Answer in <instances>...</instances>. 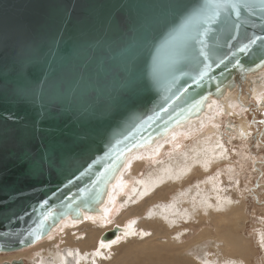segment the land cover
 Returning <instances> with one entry per match:
<instances>
[{
    "label": "water",
    "instance_id": "water-1",
    "mask_svg": "<svg viewBox=\"0 0 264 264\" xmlns=\"http://www.w3.org/2000/svg\"><path fill=\"white\" fill-rule=\"evenodd\" d=\"M206 2L0 0V253L45 239L44 215H71L74 198L90 207L111 183L105 169L196 110L204 92L255 75L261 41L238 48L264 29L246 10L236 30L211 26L206 56L182 54L183 37L166 43Z\"/></svg>",
    "mask_w": 264,
    "mask_h": 264
},
{
    "label": "rangeland",
    "instance_id": "rangeland-1",
    "mask_svg": "<svg viewBox=\"0 0 264 264\" xmlns=\"http://www.w3.org/2000/svg\"><path fill=\"white\" fill-rule=\"evenodd\" d=\"M249 78L250 76L242 80L241 88L233 91L234 103L227 106L226 110L219 111L199 130L188 134L178 133L161 147L155 157L145 154L138 159L123 177V184H117L121 192L116 195H121L113 199L105 222L97 218V221H88L87 225L79 223L54 231L46 240L23 249L27 250V256H31L30 259H24L26 264H264V105L261 104L264 101V91L254 97L253 88L248 83ZM228 127L233 130L229 131ZM211 129H214L212 133L209 132ZM202 139H207L209 147L220 145L221 155L215 153L212 159H208V163L203 161L198 149L199 143L203 146ZM216 143L219 145L216 146ZM185 151L188 157L185 156ZM170 185L173 186L169 187ZM144 188L147 190H143ZM143 191L149 195H145ZM216 208L218 211H215ZM201 212L204 213L203 216ZM192 213L195 216L198 214L195 217L197 221ZM233 213L239 215L238 226L234 230L232 225L229 224L228 227L247 243L250 250L243 259L244 262L238 255L233 257L224 250L225 242L219 239L216 230L215 220L221 215L231 219ZM208 215L210 216L207 217ZM178 216L181 218L178 219ZM114 226L125 227L127 232L107 249L100 244V238ZM129 230H133V233L129 234ZM198 237H204L202 240L206 243L197 242ZM175 239L178 242L174 243ZM209 244L212 245L211 248H208ZM3 257L6 256L0 253V258Z\"/></svg>",
    "mask_w": 264,
    "mask_h": 264
},
{
    "label": "bare ground",
    "instance_id": "bare-ground-1",
    "mask_svg": "<svg viewBox=\"0 0 264 264\" xmlns=\"http://www.w3.org/2000/svg\"><path fill=\"white\" fill-rule=\"evenodd\" d=\"M255 75L254 76H250V78L248 79V83L250 85L254 93V97L258 96L259 95V92H263L264 91V66H261L259 64H257L255 66ZM247 79V78H246ZM247 83V82H246ZM248 85V84H247ZM234 88L235 87H232L231 84L228 82L226 83L225 85H222L220 88H217L215 91L211 92V91H206L204 92V95L206 96V100L205 102H201L199 107L192 111L189 115L187 116H184V117H181V118H178L177 117V121L173 124V125H170L169 127L159 131L158 133H152L153 135L149 134L146 139H144L140 144H136L135 147L133 149H131L130 151H127V152H124V154L121 155V160L119 162H116L115 164H113V166L115 167H111V183L105 188H104V185L102 184L101 185V189H100V193L101 195H98V198L94 201V203H90V207H86L85 206V203H83L82 201L78 200L77 198H74L72 200V208L74 209L73 212H71V215L69 214L68 211H60V213H58L57 215H54L55 217L51 218L49 217L46 221L47 223L51 226V230H50V233H49V236L50 234H52L54 231H57V230H61V229H65L67 226H70V225H76L79 223H81L82 225L85 223L86 225L88 224V221L92 220L94 222V220L97 221V218L101 219L103 222H105L107 220V217H108V213H109V207L110 205L112 204V201L113 199L117 196V195H121V193L117 194V192H119L121 189L119 188V186H117L118 183H120L122 180H124V176H126L125 174H127L128 169L131 167V166H134V164L137 163V160L140 159L141 157H143V155L147 154L148 156H151V157H155L158 153H159V150L161 149V147L168 141H171L173 139V137L175 135H177L178 133H192L193 131L197 130L198 128L200 129L201 126H203L204 124H206L207 122H209V120L212 118V117H215V115L219 112V111H223V110H226L227 106L230 107L233 103H234V100H233V91H234ZM238 88V87H237ZM240 88V87H239ZM197 93V92H196ZM186 92L181 96V97H186L188 96L185 95ZM256 95V96H255ZM264 100V99H263ZM261 104L264 105V101H261ZM190 111V110H188ZM198 129V130H199ZM229 131L233 130L232 128L228 127ZM214 129H211L209 132H213ZM203 141L202 144L203 146L201 145V143H199V152H201V157L203 156V161H206L208 163V159H212V155L215 154V153H219L222 151L221 150V146L216 143L215 145H219V147H209V144L208 142L206 141L207 139H202ZM194 148V147H193ZM223 149V148H222ZM198 151V150H197ZM189 153V152H188ZM187 153V154H188ZM197 153V152H196ZM177 154V153H176ZM180 154V153H179ZM195 154V153H194ZM221 155V154H220ZM185 156H186V151H185ZM188 157V155L186 156ZM197 157V155L195 156ZM182 159V158H181ZM189 159V158H188ZM156 160V159H155ZM162 160V159H161ZM160 160V161H161ZM165 160V159H164ZM170 161V160H169ZM168 161V162H169ZM186 161V160H185ZM157 162V160H156ZM162 162V161H161ZM201 162V161H200ZM195 163V162H194ZM197 163V161H196ZM171 164V163H170ZM188 164V163H187ZM193 164V163H192ZM205 164V163H204ZM156 165V164H155ZM168 165V163H167ZM172 165V164H171ZM177 165V164H176ZM189 165H190V162H189ZM165 167L162 166V169ZM179 167V166H178ZM181 167V166H180ZM152 169V168H151ZM169 169V168H168ZM173 169V168H172ZM180 169V168H178ZM177 169V171H179ZM136 170V169H135ZM170 170V169H169ZM184 170V169H183ZM173 171V170H172ZM159 172V171H158ZM164 172V171H163ZM166 172V170H165ZM169 172V171H168ZM170 173V172H169ZM172 173V172H171ZM173 174V173H172ZM184 174V172H183ZM174 175V174H173ZM155 176V175H153ZM159 177V176H158ZM171 177V176H170ZM150 178V177H149ZM152 178V177H151ZM154 178V177H153ZM155 180V179H154ZM162 180V179H161ZM174 180V179H173ZM179 180V179H178ZM144 181V179H143ZM152 181V180H151ZM142 182V181H141ZM146 182V180L144 181ZM150 182V181H149ZM128 183V182H127ZM151 183V182H150ZM156 183V181H155ZM201 183V182H200ZM121 184H123V182H121ZM140 184V183H139ZM143 184V183H141ZM140 184V185H141ZM170 183L168 182V185ZM174 184H176L174 182ZM147 185V184H146ZM166 185V184H165ZM184 185V184H183ZM117 186V187H116ZM164 186V185H163ZM173 186V185H172ZM171 185L169 187H172ZM145 187V185H144ZM147 187V186H146ZM166 187V186H165ZM193 187V186H192ZM124 188V187H123ZM150 188H151V185H150ZM163 188V187H162ZM175 188V187H174ZM177 188V187H176ZM120 189V190H119ZM125 189V188H124ZM155 189V188H154ZM143 190H147V189H143ZM149 190V189H148ZM160 190V189H159ZM158 190V191H159ZM166 190V189H164ZM124 191V190H123ZM142 191V189H141ZM121 192V191H120ZM144 192V191H143ZM149 192V191H147ZM156 192V191H155ZM162 192V191H161ZM203 192V191H202ZM141 193V192H140ZM145 193V192H144ZM165 193V191H164ZM113 194H115V196H113ZM125 194V193H124ZM143 194V193H141ZM128 195V194H127ZM145 195H149L148 193ZM144 196V195H143ZM127 197V196H126ZM117 198V197H116ZM149 198V197H148ZM187 199V198H186ZM158 201V200H157ZM141 202V201H140ZM148 202V201H147ZM196 202V201H195ZM210 202V200L208 201ZM200 203V202H199ZM152 204V203H151ZM174 204V203H173ZM201 204V203H200ZM213 204V203H212ZM211 204V205H212ZM220 204V203H219ZM222 204V203H221ZM183 205V204H182ZM209 205V204H208ZM207 205V206H208ZM209 205V206H211ZM223 205V204H222ZM176 206V205H175ZM214 206V205H213ZM212 206V207H213ZM227 206V205H226ZM233 206V205H232ZM219 207V206H218ZM222 207V206H221ZM236 207V206H235ZM207 208V207H206ZM205 208V209H206ZM220 208V207H219ZM230 208V207H229ZM194 209V208H193ZM192 209V210H193ZM196 209V208H195ZM194 209V210H195ZM208 209V208H207ZM213 209V208H211ZM222 209V208H221ZM219 209V210H221ZM224 209L228 212L230 211L228 208L226 209V207H224ZM191 210V212H192ZM217 210V208L215 209V211ZM236 210V209H235ZM238 210V209H237ZM236 210V211H237ZM243 210V209H242ZM169 211V210H168ZM198 212V210H196ZM214 211V210H212ZM218 211V210H217ZM224 211V210H222ZM240 211V209H239ZM58 212V211H57ZM203 212V211H202ZM201 212V216H203L204 213ZM208 212V210H207ZM210 212V211H209ZM232 213V211H230ZM79 213V214H78ZM199 213V212H198ZM239 213V212H238ZM134 214V213H133ZM206 214V213H205ZM211 214V212H210ZM241 214V212H240ZM181 215V214H180ZM191 215H194L192 217H194V220L195 217L197 218V215L195 216V214H191ZM200 215V214H199ZM216 215V214H215ZM214 215V216H215ZM228 215V214H227ZM182 216V215H181ZM188 216V215H187ZM210 215H208L207 217H209ZM213 216V215H211ZM244 216V214H243ZM141 217V216H140ZM191 217V218H192ZM206 217V216H205ZM55 218V219H54ZM156 218V217H155ZM160 218V217H159ZM181 218L178 216V219ZM189 218V217H187ZM189 218V219H191ZM54 219V220H53ZM204 219V218H202ZM211 219V217L209 218ZM100 220V221H101ZM172 220V219H171ZM169 220V221H171ZM200 220V218H199ZM207 220V219H206ZM239 215L238 214H234L232 215L231 219H229L228 217L224 216V215H221L218 219L215 220V224H216V230L217 232L219 233V239H222L226 245L224 250L226 249V251L233 257H235L236 255H238L240 258H242V262L244 258H246V255H248L250 253V250L249 248L247 247V243L239 238V236H237L235 233H233V231L230 230V228L228 227V225H232V230L236 229L237 226H238V223H239ZM168 221V222H169ZM185 221V220H184ZM197 221V220H196ZM205 221V220H203ZM210 221V220H209ZM162 222V221H161ZM173 222V221H172ZM201 222V221H200ZM144 223V222H143ZM171 223V222H170ZM175 223V222H173ZM84 224V225H85ZM93 224V223H92ZM103 224V223H102ZM154 224V223H153ZM176 224V223H175ZM205 224V223H204ZM226 225V227L224 228L223 225ZM169 226V225H168ZM176 226V225H175ZM204 226V225H203ZM210 226V225H209ZM212 226V224H211ZM215 226V225H214ZM71 227V226H70ZM80 227V226H79ZM159 227V226H158ZM170 227H171V224H170ZM174 227V226H173ZM207 227H208V223H207ZM69 228V227H68ZM67 228V229H68ZM76 228V226H75ZM83 228V227H81ZM113 227H111L112 229ZM125 228V227H124ZM123 227L121 228L122 229V232H119V234L117 235V239L115 238L114 240L112 241H107V242H104V241H100V244L102 246H104L105 248H109L111 247L112 244H114V241H118L119 238L121 239V236L122 234L126 233L127 231H125ZM143 228V227H142ZM165 228V227H164ZM167 228V227H166ZM185 228V227H184ZM71 229V228H70ZM74 229V228H73ZM183 229V228H182ZM110 230V229H108ZM106 230V231H108ZM168 230V229H167ZM173 230V229H171ZM178 230V229H177ZM181 230V228H180ZM179 230V231H180ZM184 230V229H183ZM186 230V229H185ZM76 231V230H75ZM97 231V230H96ZM133 230H129V234L133 233L131 232ZM182 231V230H181ZM180 231V232H181ZM62 232V231H61ZM78 232V231H77ZM172 232V231H171ZM169 232V233H171ZM80 233V232H79ZM168 233V234H169ZM185 233V232H184ZM73 234V233H72ZM180 234V233H179ZM182 234V232H181ZM208 234V233H207ZM74 235V234H73ZM128 235V233H127ZM170 235V234H169ZM172 235V234H171ZM170 235V236H171ZM175 235V233H174ZM201 235V234H200ZM217 235V234H216ZM130 236V235H129ZM133 236V235H132ZM154 236V235H153ZM182 236V235H181ZM212 236V235H211ZM51 237V236H50ZM100 238V236H97ZM124 237V235L122 236ZM128 237V236H127ZM173 237V235L171 236ZM176 237V236H175ZM179 237V236H178ZM213 237V236H212ZM211 237V238H212ZM75 238V237H74ZM74 238L72 240H74ZM80 238V237H78ZM77 238V239H78ZM179 238H182L183 237H179ZM177 239L178 241L180 239ZM198 237L197 239V242L199 241H204L205 240H202L204 237ZM207 238V241L208 240V237ZM205 238V239H206ZM91 239V238H90ZM123 239V238H122ZM168 239V238H167ZM171 239V238H170ZM46 240V239H45ZM76 240V239H75ZM95 240V239H94ZM172 240V239H171ZM176 239L174 240V243L175 241H177ZM217 240V239H216ZM44 241V240H42ZM50 241V240H49ZM52 241V240H51ZM54 241V240H53ZM115 241V243H116ZM146 241V240H145ZM173 241V240H172ZM177 241V242H178ZM218 241V240H217ZM220 241V240H219ZM73 242V241H72ZM72 242H69V243H72ZM80 242V241H79ZM98 242V241H97ZM148 242V241H147ZM216 242V241H215ZM44 243V242H43ZM53 243H56V242H53ZM121 243V242H120ZM144 243V242H143ZM146 243V242H145ZM196 243V242H194ZM192 242V244H194ZM206 243V242H205ZM214 243V242H213ZM93 244V243H91ZM90 244V245H91ZM95 244V243H94ZM187 244V243H186ZM189 244V243H188ZM204 244V243H203ZM53 245V244H52ZM69 245H72V244H69ZM85 245V244H84ZM83 245V246H84ZM115 245V244H114ZM173 245V244H172ZM191 245V244H189ZM205 245V244H204ZM113 246V245H112ZM192 246V245H191ZM210 247L208 248H211L212 245L209 244ZM218 246V245H217ZM53 247V246H52ZM167 247V246H166ZM201 247V245H200ZM216 247V246H215ZM55 248V247H54ZM194 248V247H193ZM217 248V247H216ZM29 249V248H28ZM74 249V248H73ZM162 249V248H161ZM182 249V248H181ZM187 249V247L184 249V253H185V250ZM207 249V248H206ZM213 249V248H212ZM215 249V248H214ZM213 249V250H214ZM106 250V249H105ZM159 250V249H158ZM223 250V249H222ZM25 251L27 250H21V251H18V252H15V254H10V255H7L6 257H3L2 259L0 258V264H3L4 262L8 261V262H11L13 260H23L24 261V264H25V260L26 257H30L31 256H27L25 254ZM85 251V250H84ZM107 251V250H106ZM162 251V250H161ZM208 252V251H207ZM219 253V250L217 251ZM216 252V253H217ZM221 252V251H220ZM177 253V252H176ZM187 253V252H186ZM28 254V253H27ZM83 254V253H82ZM209 254V253H208ZM221 254V253H220ZM223 254V252H222ZM221 254V255H222ZM47 255V254H46ZM80 255V254H79ZM218 254V256H221ZM67 256V255H66ZM223 256V255H222ZM227 256V255H225ZM187 257V256H186ZM229 257V256H228ZM237 257V258H239ZM251 257V256H250ZM80 258H82L80 256ZM215 258V257H214ZM223 260L226 258H223L221 257ZM229 258H232V257H229ZM57 259V258H56ZM160 259V258H159ZM234 259V258H232ZM236 259V258H235ZM98 260V259H97ZM230 260V259H229ZM227 261V260H226ZM236 260H234L235 262ZM239 261V260H237ZM241 262V261H240ZM35 263V262H34ZM97 263V262H96ZM237 263V262H235ZM246 263V262H245ZM58 264V263H57ZM173 264V263H172ZM243 264V263H242Z\"/></svg>",
    "mask_w": 264,
    "mask_h": 264
},
{
    "label": "snow or ice",
    "instance_id": "snow-or-ice-1",
    "mask_svg": "<svg viewBox=\"0 0 264 264\" xmlns=\"http://www.w3.org/2000/svg\"><path fill=\"white\" fill-rule=\"evenodd\" d=\"M242 10H246L250 16L259 17L261 27L264 29V0H259V4H254L251 0H207V2L199 7L193 9L190 16L187 17L184 24L181 25L178 32L174 34L166 43H173L180 37V48L182 54L193 56H206L204 52L205 37L212 30L213 24H223L225 27L231 26L236 30L240 27V16ZM258 10V11H257ZM223 13V15H222ZM233 14L235 18L233 19ZM257 40L261 41V46L253 55L260 57L261 66H264V37L255 36L248 39V43L243 44L238 48L240 53H247L250 51V46L255 44ZM199 45V49H197ZM235 56V53H233ZM234 64L239 65V60H234ZM198 106V105H197ZM33 165H42L43 159L36 161H30ZM115 167V166H111ZM110 168H106L105 172L111 171ZM104 175H101L100 179L96 183H100L104 179ZM47 201H45V204ZM35 211V209L33 210ZM79 214V213H78ZM51 216V213L44 215V220H47ZM31 235V233H30ZM26 241L21 239L19 244H24Z\"/></svg>",
    "mask_w": 264,
    "mask_h": 264
},
{
    "label": "flooded vegetation",
    "instance_id": "flooded-vegetation-1",
    "mask_svg": "<svg viewBox=\"0 0 264 264\" xmlns=\"http://www.w3.org/2000/svg\"><path fill=\"white\" fill-rule=\"evenodd\" d=\"M2 254H4L5 256H7V255H10V254H15V252H1ZM14 261V260H13ZM6 262H8V261H6ZM12 262V261H11ZM25 264H26V261H25Z\"/></svg>",
    "mask_w": 264,
    "mask_h": 264
}]
</instances>
